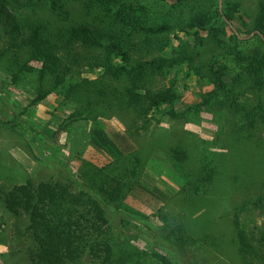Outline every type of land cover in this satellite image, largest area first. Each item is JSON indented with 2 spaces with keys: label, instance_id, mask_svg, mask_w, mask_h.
<instances>
[{
  "label": "trees",
  "instance_id": "1",
  "mask_svg": "<svg viewBox=\"0 0 264 264\" xmlns=\"http://www.w3.org/2000/svg\"><path fill=\"white\" fill-rule=\"evenodd\" d=\"M240 13L239 1L223 2L221 9L219 0H0V35L8 37L0 46V68L6 66L15 84L34 76L32 104L55 92L76 104L71 121L120 113L130 117L125 135H119L125 146L95 131L94 140L112 161L104 166L84 161L79 190L69 182L32 179L0 190L7 210L26 216L31 264H152V257L172 264L166 254L118 243L108 205L125 206L127 196L143 187L147 160L136 143L141 132L151 128L157 115L186 116L176 109L181 96L175 81H166L169 76L186 72L204 78L213 86L205 95L207 103L225 94L238 110L243 106L237 99L248 88L263 90L264 0L247 31L260 32L254 35L259 44L250 51L242 49L243 40L231 26L241 33ZM205 47L221 53L202 59ZM85 65L100 75L75 79V70ZM243 113L244 128L238 132L250 138L264 128V102ZM171 153L181 163L190 159L182 145ZM219 172V165L203 158L182 190L199 195ZM263 198L244 201L233 212L238 255L248 264H258L257 259L264 264V251L252 243L241 216L251 204L260 208ZM172 233L175 240L165 243L176 253L198 243L183 223Z\"/></svg>",
  "mask_w": 264,
  "mask_h": 264
},
{
  "label": "rangeland",
  "instance_id": "2",
  "mask_svg": "<svg viewBox=\"0 0 264 264\" xmlns=\"http://www.w3.org/2000/svg\"><path fill=\"white\" fill-rule=\"evenodd\" d=\"M228 1L241 2L239 36L242 49L250 51L259 44L254 35L246 37L259 0H223ZM2 30L0 23V33ZM7 40L6 35H0V46H6ZM200 51L202 59L221 53L210 47ZM99 75L98 69L85 65L79 66L73 77L80 80ZM169 79L175 81L181 96L176 109L186 116L175 119L157 115L151 128L137 138V146L147 160L143 187L127 196L125 206L108 205L117 241L130 242L149 253L166 254L172 264H248L238 255L233 212L236 205L264 195V128L258 127L250 138L246 131H238L244 128V108L264 102V88H248L237 99L243 106V110H238L232 97L225 94L207 103L205 95L213 86L204 78L181 72L166 81ZM36 88L33 75L15 84L6 66L0 68V190L28 179L60 180L79 190L84 161L98 166L112 161L111 155L94 140L95 131L117 138L118 144L125 146L119 135H125L130 117L120 113L71 121L74 102L53 92L32 104ZM177 145L187 149L189 161L181 163L172 156V148ZM203 158L219 165V175L206 191L189 195L182 186ZM241 222L252 243L264 251V198L260 208L249 206ZM177 223L185 224L198 240L181 253L165 243L168 238L175 240L172 231ZM25 226L26 216H15L0 199V264H31L28 250L32 239L25 234ZM205 236L210 238L208 242L203 241ZM150 262L165 264L153 257ZM255 262L262 264L259 259ZM84 264L91 263L86 260Z\"/></svg>",
  "mask_w": 264,
  "mask_h": 264
},
{
  "label": "water",
  "instance_id": "3",
  "mask_svg": "<svg viewBox=\"0 0 264 264\" xmlns=\"http://www.w3.org/2000/svg\"><path fill=\"white\" fill-rule=\"evenodd\" d=\"M219 4H220V8L222 9V8H223V0H219ZM231 26L234 28L235 32H236L238 35H240L238 29H237L235 26H233L232 24H231ZM256 33H259V34H260V32H259L258 30H254L252 33H250V34L247 35L246 37H251V36L255 35ZM261 36L264 37L263 34H261Z\"/></svg>",
  "mask_w": 264,
  "mask_h": 264
}]
</instances>
